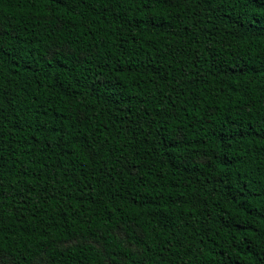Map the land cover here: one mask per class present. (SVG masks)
I'll return each mask as SVG.
<instances>
[{
	"label": "trees",
	"instance_id": "1",
	"mask_svg": "<svg viewBox=\"0 0 264 264\" xmlns=\"http://www.w3.org/2000/svg\"><path fill=\"white\" fill-rule=\"evenodd\" d=\"M0 264H264V0H0Z\"/></svg>",
	"mask_w": 264,
	"mask_h": 264
}]
</instances>
